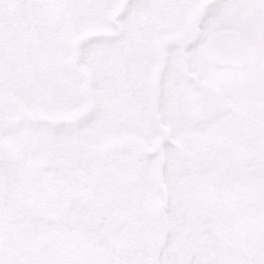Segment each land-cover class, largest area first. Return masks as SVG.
Wrapping results in <instances>:
<instances>
[{"label":"rangeland","instance_id":"374dc122","mask_svg":"<svg viewBox=\"0 0 264 264\" xmlns=\"http://www.w3.org/2000/svg\"><path fill=\"white\" fill-rule=\"evenodd\" d=\"M238 1L231 0L233 7L218 14L215 26L249 30L253 55L264 42V0H244L242 7ZM24 2L0 0V114L10 108L3 100L12 98L16 115L25 122L34 118L29 127L43 138L49 134L52 144L42 139L45 147L33 158L40 152L39 176L29 188L17 180L19 163L7 169L14 170L10 190L22 209L0 224V264H155L169 239L174 245L168 253L176 264H256L254 257L264 264V195L253 202L233 201L226 190L232 171L250 162L242 157L244 147L253 153L255 172L264 173L259 134L253 130L249 137L226 136L223 142L213 116L207 115L205 127L216 129L221 142L216 146L214 140L205 151L189 149L181 138L163 142L156 156L149 144L153 128L132 142L140 126L129 112L146 117V77L151 79L159 66L157 110L185 120L184 134L197 132L200 101L180 97V86L192 80L191 68L182 70L180 47L170 66L168 49L178 37L147 48L130 40L117 22L124 8L113 23L109 19L120 0H107L112 7L106 10L58 6L64 0H27L31 7H20ZM151 29L150 21L141 20L136 30ZM90 41L95 45L88 47ZM250 106L255 114L247 122L254 126L261 105ZM157 117L179 132L165 115ZM5 123L0 122L2 133ZM144 127L148 130L147 121ZM150 159L159 173H151ZM77 167L88 173L83 182L70 175ZM159 188L161 194L155 193ZM173 202L178 230L168 217L157 216ZM89 210L102 216L97 231L80 224Z\"/></svg>","mask_w":264,"mask_h":264},{"label":"flooded vegetation","instance_id":"af4514ba","mask_svg":"<svg viewBox=\"0 0 264 264\" xmlns=\"http://www.w3.org/2000/svg\"><path fill=\"white\" fill-rule=\"evenodd\" d=\"M244 3L246 4L245 1ZM260 14L264 17V10ZM249 20H251V18H249ZM220 27L232 28L242 33L249 42L248 53L244 63L240 66H220L210 61L212 65V79H210L209 76L204 79V76L199 73H193L191 70V84L187 86H183L182 84L180 86V97L181 101H192L191 98L194 97L200 101L197 105L199 117L197 118V123L196 121L194 122L197 132H186L185 134L181 132L180 141L182 138L183 141L187 142L186 145L189 149L202 152L207 150L208 146H212L214 140H217L216 146L220 144L221 140L220 137H218L216 129L219 135H222L223 142L226 136L238 134L249 137L254 130V134H259L262 138L263 146L261 143L257 150L258 154H262L264 153V42L260 43V47L255 49L252 55L251 34L249 30L240 29L232 25ZM253 29L258 30L259 27L255 26ZM124 57L125 56H122L121 60H123ZM180 61L183 66V72L189 71L188 60L183 48H180ZM214 69H216L215 72ZM211 80H213L212 83ZM153 86L156 87L155 81ZM152 100L154 135L151 144L159 150V146L163 142L166 140L171 142V139L155 117V88ZM250 103L261 105V110L258 112V117L256 118L254 126L252 121L247 122L248 117L255 114V111L251 110ZM185 108L188 109V103H186ZM8 110L9 109L3 110L0 114V122H7L5 123L7 124L6 132H0V224L4 221H8L14 213L22 209L21 200L24 198V193H22V198L18 195V199L21 203L15 201V195L13 193L11 194L12 190H10L11 177L14 170L10 173L7 169L19 163L22 168L21 174L17 173L19 177L17 178L16 175H14V177L19 180V183L27 184V188H29L33 180L39 176L37 171L39 164L36 159L24 156L26 151L25 148L44 139L42 136L34 134L33 130L29 127L28 122L31 121V118H26L28 122H25L19 115H16V110L12 115L8 113ZM184 115L186 114L182 112V116ZM207 115L213 116L216 129H208L205 127L206 123L204 119ZM191 123L193 122L188 121V124ZM187 127L189 128V125ZM193 141L195 142L194 144H192ZM132 142H137V140L133 138ZM121 145H124V143H121ZM157 150H153L156 156H158ZM222 152L224 155L226 151L223 150ZM241 152H243L242 157L244 161L249 160L250 162L249 164H245L244 167L232 171V174H234L232 177L234 178L231 180L239 178L243 181H247L256 177L264 179V173L259 174L255 172L256 165L252 161L253 153H251L250 148L247 149L244 147ZM149 163H151V161ZM157 168L156 166V172L159 173V168ZM250 169L253 170L251 176H245ZM216 173L218 174L219 170L216 171ZM159 184H162L160 180L156 187H158ZM157 193L161 194L160 188L157 190ZM242 200L249 201L248 198H243Z\"/></svg>","mask_w":264,"mask_h":264},{"label":"snow or ice","instance_id":"6c2138e0","mask_svg":"<svg viewBox=\"0 0 264 264\" xmlns=\"http://www.w3.org/2000/svg\"><path fill=\"white\" fill-rule=\"evenodd\" d=\"M58 6L84 10H106L112 7L107 0H64ZM20 7L28 8L31 5L25 0ZM231 7V0H211L208 3L204 0H128L117 22L124 36L130 40H139L145 48L151 47L157 40L162 41L169 36L178 37L175 45L168 49L170 66L174 63L176 48L182 47L191 70L207 78L211 75L212 52L226 43L217 34L215 21L219 13ZM141 20L150 21L152 29L138 32L136 29ZM95 43L88 42V47ZM165 119L172 121L178 130L184 126L183 121L168 113ZM168 218L173 229L178 230V213L174 202L169 205ZM173 245L174 240L169 239L155 264H176L175 258L168 253ZM254 259L256 264H261L259 257Z\"/></svg>","mask_w":264,"mask_h":264},{"label":"water","instance_id":"95a60500","mask_svg":"<svg viewBox=\"0 0 264 264\" xmlns=\"http://www.w3.org/2000/svg\"><path fill=\"white\" fill-rule=\"evenodd\" d=\"M217 34L221 38H224L226 43L222 47L215 49L211 57L219 62L231 63L234 60L233 56H237L244 48V39L231 30H218ZM73 175L79 180H83L86 177V175L79 170L73 173ZM81 223L86 228L95 229L99 226L100 218L98 215L88 212L81 218Z\"/></svg>","mask_w":264,"mask_h":264}]
</instances>
